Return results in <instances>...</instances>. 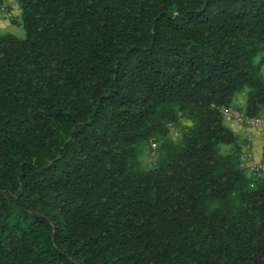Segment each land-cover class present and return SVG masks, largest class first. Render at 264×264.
<instances>
[{
    "label": "trees",
    "instance_id": "obj_1",
    "mask_svg": "<svg viewBox=\"0 0 264 264\" xmlns=\"http://www.w3.org/2000/svg\"><path fill=\"white\" fill-rule=\"evenodd\" d=\"M17 1L0 264H264V167L220 111L264 117V0Z\"/></svg>",
    "mask_w": 264,
    "mask_h": 264
},
{
    "label": "rangeland",
    "instance_id": "obj_2",
    "mask_svg": "<svg viewBox=\"0 0 264 264\" xmlns=\"http://www.w3.org/2000/svg\"><path fill=\"white\" fill-rule=\"evenodd\" d=\"M1 11H3V14H2L3 18H5V19L9 18L10 14L7 13L5 8H2ZM18 20H20V17H19ZM0 24H1V26H3L2 25L3 22L2 23L0 22ZM7 32L13 33V34H15L16 36H18L20 38H24L26 36L24 27L21 24H18V23L9 22V25L7 26V28H5V29L0 28V33H7ZM263 71H264V67H263ZM243 93L238 94L236 96L234 102H233V106L242 108L241 109L242 111H243L244 105H245L244 104V102H245L244 101L245 94H243ZM255 128H258V127H255ZM261 131H262L261 135L258 134V136H257V139L259 138L260 142L264 141V130L261 129ZM170 133H171V136L173 138H178L179 135H180V130H179V128H177L175 126H171ZM238 134L240 135L241 141L246 140L243 154L246 153L247 157L245 158V160H243L244 163L249 167V169L252 172H254V170L252 169L253 165L257 164V165H261L262 167H264L263 164L261 163V158H259V148H261V147L258 146V153H257L256 150H253V147H252L253 146V142H252V140L249 139V138L245 139L244 134H242L240 132ZM154 143L156 145L155 148H153V145L151 143L150 148L146 149L145 153H143V161H144V164H146V165H150L152 163V161L155 159L156 155H157V142L154 141Z\"/></svg>",
    "mask_w": 264,
    "mask_h": 264
},
{
    "label": "crops",
    "instance_id": "obj_3",
    "mask_svg": "<svg viewBox=\"0 0 264 264\" xmlns=\"http://www.w3.org/2000/svg\"><path fill=\"white\" fill-rule=\"evenodd\" d=\"M2 8H5L7 13L10 14L9 18L5 19L2 17L3 11H1ZM20 8L17 0H0V22H3V26L0 24V28L5 29L9 25V22H13L14 19L18 20L20 17ZM245 98V97H244ZM245 101V99H244ZM226 123L236 132H240L244 134L245 139L249 138L253 142V150H256L258 153V146L259 148V158H261L262 154V147L264 144V141L260 142L259 138L257 139L258 134L261 135L262 131L260 128L255 127H244L243 124L231 117L225 116ZM255 152V151H254Z\"/></svg>",
    "mask_w": 264,
    "mask_h": 264
},
{
    "label": "built area",
    "instance_id": "obj_4",
    "mask_svg": "<svg viewBox=\"0 0 264 264\" xmlns=\"http://www.w3.org/2000/svg\"><path fill=\"white\" fill-rule=\"evenodd\" d=\"M224 116L231 117L243 124V126L246 127H258L260 129L264 130V117H253L247 115L245 111L238 110L234 107H222L221 110ZM153 145V148L156 147L154 140L151 142ZM247 157V154H242V160H245ZM252 169L254 172H260L263 167L261 165H253Z\"/></svg>",
    "mask_w": 264,
    "mask_h": 264
}]
</instances>
